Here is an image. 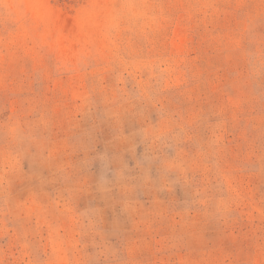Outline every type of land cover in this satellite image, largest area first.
<instances>
[{"label": "rangeland", "instance_id": "rangeland-1", "mask_svg": "<svg viewBox=\"0 0 264 264\" xmlns=\"http://www.w3.org/2000/svg\"><path fill=\"white\" fill-rule=\"evenodd\" d=\"M0 264H264V0H0Z\"/></svg>", "mask_w": 264, "mask_h": 264}]
</instances>
